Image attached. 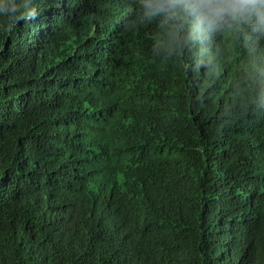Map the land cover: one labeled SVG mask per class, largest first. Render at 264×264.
<instances>
[{
  "label": "trees",
  "instance_id": "16d2710c",
  "mask_svg": "<svg viewBox=\"0 0 264 264\" xmlns=\"http://www.w3.org/2000/svg\"><path fill=\"white\" fill-rule=\"evenodd\" d=\"M197 5L0 0V264H264V0Z\"/></svg>",
  "mask_w": 264,
  "mask_h": 264
},
{
  "label": "clouds",
  "instance_id": "9594fccd",
  "mask_svg": "<svg viewBox=\"0 0 264 264\" xmlns=\"http://www.w3.org/2000/svg\"><path fill=\"white\" fill-rule=\"evenodd\" d=\"M210 0H200V5L208 4ZM256 0H228L227 8L220 7L217 9H209V12L206 16L203 17L202 23L206 21V27H212L219 19L222 18V14L227 11L229 16L233 19H240L246 15L251 14L250 5H254ZM200 5H197L200 6ZM195 10V9H194ZM165 12L167 13L169 10L164 8L161 4L157 9L152 13L155 15L157 12Z\"/></svg>",
  "mask_w": 264,
  "mask_h": 264
}]
</instances>
